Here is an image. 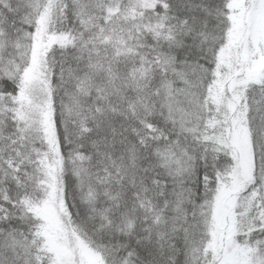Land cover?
Here are the masks:
<instances>
[{
  "label": "snow or ice",
  "instance_id": "1",
  "mask_svg": "<svg viewBox=\"0 0 264 264\" xmlns=\"http://www.w3.org/2000/svg\"><path fill=\"white\" fill-rule=\"evenodd\" d=\"M0 264H264V0H0Z\"/></svg>",
  "mask_w": 264,
  "mask_h": 264
}]
</instances>
